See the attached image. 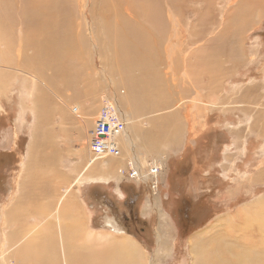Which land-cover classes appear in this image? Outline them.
<instances>
[{
	"label": "rangeland",
	"instance_id": "rangeland-1",
	"mask_svg": "<svg viewBox=\"0 0 264 264\" xmlns=\"http://www.w3.org/2000/svg\"><path fill=\"white\" fill-rule=\"evenodd\" d=\"M27 1L31 7L36 2ZM27 1L7 0L9 4L7 12L19 13L24 9V5H27ZM83 1L85 0H73L72 5L68 6L65 0H59L60 7L57 6L55 10L59 17L63 18L60 20L57 17L59 25L58 29H55L59 30L57 39L59 46L65 39L70 40L65 36L73 37L76 34L80 38L85 36L86 43L79 41L78 45L74 40L73 44L68 42L64 45L65 48L63 46V49L59 50L63 53L53 54L54 58L49 56L53 48L50 46L47 59L51 66L57 69L48 70V74H53L51 72L54 71V79L49 81L42 77V90L34 88L36 84L34 78L26 90L21 88L22 79L18 80L7 87L6 94L0 97V144H6L3 147L6 152L10 150L9 155L0 151V256L4 248L2 243L6 242L3 232L24 224L22 223L24 219L21 218V221L18 220L4 229L5 211L18 195V184L23 171L21 169L32 142L30 133L37 122L35 114L38 110L32 101L36 98L39 101L40 97L47 95L40 127L49 134L57 132L58 136L53 140L56 146H52V149L57 147V151L59 149L62 152L58 151L55 156L56 165L54 164L52 169L48 168L49 171L55 172L54 178L57 177V180L50 176L42 181L43 186L37 187L42 192L45 191L43 193L49 197L52 194L53 200H48V203L50 201L51 206L55 207L54 203L63 189H66L67 193L72 191L65 198L66 202L72 200L69 203L75 212L72 219L80 221L79 232L80 229L85 230L81 232L82 236L87 230L96 237L99 236L98 246L110 240V235L122 234L137 242L151 264H191L193 263V253L189 251L191 241L199 237L210 239L213 236L210 229L219 231L222 220L245 204H252L250 209L253 206L260 207L259 199L264 196V178L254 177L256 174L259 176L264 161V139L254 135L257 130L264 127V0H243L245 4L239 9L235 8L239 0H144L147 2L145 6L147 16L140 12L138 17L134 18L135 22L131 23L124 19L126 17L122 19L119 13L113 12V7L120 5L116 4L120 2L119 0H108L113 2L108 12L103 11V0H88L86 13L78 6ZM154 5L161 9L154 8ZM160 10L163 15L160 14ZM155 12L162 18L159 19L157 15L155 18ZM74 16L78 18L75 17L77 20L74 19L71 25L68 19H73ZM4 23L1 28L10 30L5 33L7 41L5 45L10 49L14 68L26 65L29 70L30 67L34 68L43 63L47 55L44 53L45 49L35 42L30 45H28L30 42L27 45L22 43L26 35L33 36L31 28L24 30L25 32L23 30L18 32L16 27ZM63 23H67V26ZM29 26L33 28L34 24L31 23ZM70 26H74L73 32ZM82 33L84 36H81ZM76 36L72 39H80ZM75 44L77 47L73 46ZM19 45L25 48L22 58L18 57ZM77 48H80V53ZM28 50L34 55L28 54L30 53ZM67 50L71 51V54L74 53L71 55ZM141 56L149 63L151 71H154L155 79L153 76L150 78L145 75L142 76L144 78L141 77L142 81L140 79L136 81L143 85L148 81L153 83L154 87L147 93L126 91L122 84L124 79L122 83L118 82L121 78V69L131 64L138 66ZM77 58L81 59L79 65ZM23 59L29 63L23 64ZM63 60H66L65 64ZM73 66L76 69H73ZM136 70L134 73H137ZM43 75L46 76L45 73ZM47 85L53 87L52 90ZM122 90L132 96L127 99L130 103L124 101L121 104L118 100V94ZM42 93L45 96H40ZM140 94L141 97L135 96L133 99V95ZM110 99L113 100L111 104L118 109L124 122L128 120L124 116L127 110H131V115L140 121L144 117V120L149 119L152 122L146 125L147 128L140 124L137 127L139 129L132 132L133 141L138 145L136 155L137 151L144 150V144L149 139H158L160 143L174 139L178 146L181 145V149L182 144L186 143L183 150H177L173 158H169L166 169L162 165L155 191L150 188L148 177L147 179L146 175L143 177L150 164L145 163L143 169L141 167L143 162L140 161L141 164L139 163L140 166L135 172L141 175L143 181L139 183L134 180V183L140 185L136 187L139 198L133 201L131 198L129 200L124 198L126 200L124 202L118 190L119 184L124 185L128 179L133 181L128 176L133 168L130 169V166L121 168L116 164L122 161L126 154H122V157L121 154L97 157L92 161L94 165L97 166L104 160L110 164L95 169L89 166L90 164L85 165L86 162L80 155L83 153L85 159H91L88 148L89 130L98 112L107 106L106 104H110ZM71 106L80 113V120H85L84 117L88 120L84 126L83 136L77 129L79 117L71 116L69 108ZM161 118L164 119L166 126L163 130L159 123ZM204 120L205 126L200 128L201 121ZM62 129L66 131L62 132ZM135 137L140 139L139 144L135 142ZM243 139H246L245 150L238 153L235 145L239 146ZM46 147L45 144L39 151L40 154L36 156L37 161L43 165L45 162L39 161V158L50 155ZM78 149H81L80 153ZM225 157L232 162V169L226 170ZM128 158H131L130 150ZM88 170L92 171V176L99 173L109 176L111 170H116L119 171L117 174L121 180L106 182L97 177L77 184L76 177L87 176ZM58 175L60 178L63 177L60 179ZM45 199L47 201L46 195ZM30 210L28 213L31 216H25L27 223L33 221L34 211ZM51 217L50 215L49 219ZM219 219L221 221L217 222ZM166 223L170 224L173 241L168 254L155 261L153 257L156 251L161 250L157 249L158 235ZM200 231H204L202 236ZM102 259L104 264L106 259L103 257ZM21 261V256L12 255L9 259L7 257L9 264H23ZM0 264H4L1 258Z\"/></svg>",
	"mask_w": 264,
	"mask_h": 264
},
{
	"label": "bare ground",
	"instance_id": "bare-ground-1",
	"mask_svg": "<svg viewBox=\"0 0 264 264\" xmlns=\"http://www.w3.org/2000/svg\"><path fill=\"white\" fill-rule=\"evenodd\" d=\"M9 1H11V0H9ZM72 1L73 0H65V3H67L68 6H70V5H72ZM119 1L120 2H117L116 4L120 3V5L114 6L113 12L115 14L119 13V15L122 19L124 17H126L124 19H126L127 22L131 23L132 21H134V18L138 17V14L140 12L144 16H147L146 11H145V6H147L146 5L147 2H145L144 0H119ZM88 2H89L88 0H85L83 2H80L81 5L80 4L78 5L82 8V10H84V13H86L85 10H86V6H87ZM100 3H102V2H100ZM61 4H63V3L61 2ZM103 4H104V6H102L103 11L108 12V10H110V5H113V2H108V0H103ZM244 4H243V0H239L238 2H236L235 8L239 9V8L243 7ZM8 5L9 4H8L7 0H0V75L2 78V79L0 78V80H1L0 81V97L3 96L4 94H6L5 92H6L7 87L13 85V83L18 81V80L20 81L21 79H22V87H21L22 89L26 90V88L30 87V81L32 78H34L36 80V84L34 85V88L37 87L39 90H42V86H41L42 77L47 78L49 81L51 79H54V73L55 72L53 71V72H51L53 74H50V73L48 74V70L56 68V67L55 68L52 67L51 66L52 64L49 63V61L47 59V57H48L47 53L49 52V49H50L49 47L50 46L53 47L51 49L52 53L49 55L50 57H52L53 54L59 55V52H62L59 50H62L63 49L62 47L64 45H66V43H68V42L73 44V40H74L75 43H77L79 45V41H82V43H84L86 41V39L84 38L85 36L83 34L84 32L81 31V32H83L81 36H84V37L80 38L79 35L76 36L77 35L76 34L75 36L80 38V39L76 40V39H72L75 36L71 37L70 35H68L69 37H67L64 35L66 38H68L70 40L67 41V39H65L63 41V43H61L59 46V44L57 42L58 35H59V30H57L58 29L57 26L59 25V20L57 17H59V15L57 14L58 12L56 13V10H55V9H57V6L60 7L59 0H36L35 5H33L32 7L29 6L28 1H27V5H24V9L20 10V12L22 11L21 13L20 12L19 13L7 12L8 11L7 10ZM154 6H155L154 8L158 7L156 5H154ZM10 7L12 8V6H10ZM159 9H161V8H159ZM74 11H73V13H74ZM76 11H78V10H76ZM168 11H170V10H168ZM99 12H101V11H99ZM106 12H104V14ZM161 12H160V14L163 15V12L162 13ZM109 13H110V11H109ZM109 13H106V14H109ZM157 13H158V11H157ZM157 13L155 12V15H154L155 18L158 17ZM102 14H103V12H102ZM131 14H134V16ZM56 15H58V16H56ZM77 15H79V14L77 13ZM91 15H93V13ZM156 15H157V17H156ZM60 16H61V14H60ZM75 17L78 18V16H74L73 19L72 18L68 19L70 24L74 23L73 20L76 19ZM84 17H86V14L84 15ZM168 17H169V15H168ZM62 18L63 17H61L60 20ZM158 18L160 19L162 17L160 16ZM122 19H121V21H122ZM4 22H6L9 26L12 25V27L13 26L16 27L18 32H23L24 30L31 28L30 32L33 33V36L31 34L29 36L26 35L24 37V39L22 40V43H24V45H27V43L30 42L28 44V45H30L31 43L35 42L36 44H38L39 47H42L43 49H45V51L44 50L43 51L47 55H46V57L44 56L45 59H44L43 63L39 64L40 66L36 65V67H34V68L30 67L29 70L26 68V65L23 66L22 68H19L18 66H17V68H14V66H13L14 61L12 59L10 49H8L7 46L5 45V41H6L5 33L7 31L10 32V30H6V29H4V27L1 28L2 24H5ZM69 22H67V23H69ZM106 22H108V21H106ZM31 23L34 24L33 28L31 26H29V25H31ZM67 23H63V24H65V26H67ZM75 23H76V21H75ZM77 23H79V22H77ZM73 27L70 28L72 32H73V29H72ZM55 28H57V29H55ZM79 28L80 27L78 26V29ZM114 32L116 33V31H114ZM77 33H78V31H77ZM116 35H117V33H116ZM37 36H38V38H37ZM116 37L119 39L118 36H116ZM55 38H56V40H55ZM113 40H115V37L113 38ZM142 40H143V38H142ZM118 41H120V40H118ZM121 41H122V38H121ZM123 43L126 44V42H123ZM73 46L77 47L76 44ZM64 48H65V46H64ZM77 49L79 50L80 48H77ZM179 49H181V48H179ZM67 51L69 52V50H67ZM181 51H183V50H181ZM29 52L30 53H28V54L32 53L31 51H29ZM78 52L80 53V50ZM24 53H25L24 46L22 47L21 45H19L18 57L22 58ZM32 54L34 55V53H32ZM64 56H66V55H64ZM67 56H69V55H67ZM144 57H145V55H144ZM144 57H142L143 60H142V58L140 59L141 61L139 62L138 66L131 64V65L122 67L121 78H120V81H118V82L122 83L123 79H124V82L122 84L126 88V91L132 90V92H134V93H137L138 91H142L143 93H147V91L149 89L154 87L153 83H149L148 81L145 82L144 85L140 82V81H142L141 77L145 76V75H146L145 77L152 78L151 76H153V78H154V75H153L154 71H151V68L149 67V63L145 62L146 57L145 58ZM53 58H54V56H53ZM184 58H185V56H184ZM80 60L78 59V61H77L78 65H79ZM57 61H59V60H57ZM65 61L63 60L62 62H64V64H65ZM27 62L29 63V61H27L26 59H23V61H22L23 64H27ZM51 62H53V61H51ZM70 64H71V62H70ZM83 65H84V62H83ZM80 67H83V66H80ZM135 67H137L138 70H136ZM189 67H191V66H189ZM72 68L76 69V67L74 68V66ZM79 69L80 68L78 67L77 70H79ZM69 70H71V69L69 68ZM135 70L137 71V73H134ZM76 71H74V73H76ZM81 71L83 72V69H81ZM43 73H45L46 76L43 75ZM189 73L190 72H188V74ZM88 74H89V72H88ZM142 78H144V77H142ZM139 79H140V81L137 82L136 80H139ZM115 80H117V79H115ZM39 82H40V84H39ZM2 85L4 86L3 88H2ZM208 86H209V84H208ZM37 88H35V89H37ZM48 88H50V87L48 86ZM52 88H50V89L52 90ZM126 91L124 92V90H122L118 94V100L121 102V104L124 101L125 102L129 101L127 99L129 96H131L130 94L126 93ZM41 92L46 93L45 91H41ZM55 95H57V94H55ZM141 95L142 94H140V96L133 95L134 96L133 99L135 98V96L141 97ZM40 96H45V95L42 93ZM58 98H60V97L58 96ZM131 98H132V96H131ZM137 99H139V98H137ZM46 100H47V95L45 97H42V98L40 97L39 101L37 98L32 101L36 105V110H38V112L35 114L36 115L35 121H37V122L34 124V128L31 130V133H30L31 138H32L31 139L32 142L30 143L29 148H28V152H27V155L25 158L26 161L23 162V167H22L23 169H21L23 171H22L21 180L19 181V184H18L19 189L17 188L18 189V192H17L18 195H16L13 203H11V206L5 211V217L4 218L6 220L5 221L6 226L4 227V229L9 228L10 224H14L15 222H17L21 218L24 219V221L22 222L24 224H20L19 226L17 225V227L14 226L15 227L14 229L12 228L10 230L3 232V234H4L3 237L6 240L5 244L2 243L4 248H3V252L1 253L2 255L0 256L3 263L9 264L10 262H7V257L9 259V256L15 255V256H21V260L24 262L23 264H102L103 263L102 257L104 259H106L104 264H151L148 261L149 258L147 257V255H145L144 250L139 247L137 242H135L133 239L129 238L128 236L125 237L122 234H121L122 236L121 235L120 236L119 235H110L111 239L107 240L105 244L99 245V246L97 244V241H98L97 237H99V236L96 237L95 234H93L91 231L89 232V230H87L86 232H83L84 234L82 233L83 234V236H82L81 232L84 229L83 230L80 229V232H79V226H80L79 222L80 221H76L75 220L76 218L74 220L72 219L75 216V212H74L73 208L69 206L70 205L69 203H71L72 200H68V202L65 201L67 194L69 195V193L72 191H68L69 193H67V190L63 189V191L57 197L56 203H54L55 207L54 206L52 207L51 206L52 203L50 201L48 203V200H53V197L51 196L52 194L49 197V195L47 196V194L43 193L45 191L42 192V190H40V188H37L39 186H43V182L47 178H49L50 176H52L53 178L55 177V172L52 170L49 171L48 168L52 169V166H54V164L56 165L55 156L59 151V149L57 151V149H56L57 147L54 150L52 149V146H54V147L56 146L53 143V140H54V138H56L58 136L57 132L54 131L53 134L52 133L49 134L48 132H45L40 127L42 124V122H40V120L43 121L41 114H42V111H45L44 110L45 104L47 102L45 103L44 101H46ZM135 101L136 100H134V102ZM131 102H132V100H131ZM136 102H138V101H136ZM109 103L110 104H106V105L108 107H112L114 109V111L117 113V115L121 118L118 109L116 107H114L111 104V102H109ZM129 103H130V101H129ZM24 105H26V104H24ZM0 106H1V104H0ZM132 107H133V105H132ZM69 108L71 111V116L77 115L79 117V120H80V118H81L80 113L75 111L72 108V106ZM25 110H26V108L24 107L23 111H25ZM130 111L127 110V113H125V115L122 113L125 116V118L127 117V119H128L127 122L126 121L124 122L125 123V130H123L122 132H120L119 134L114 136V141L117 144V147L119 150L118 154H121V157H122V154H126L128 157L129 150H130V152L133 151L136 153L138 145H135V143L133 141L132 132H134V130H136V129H139L137 127H139L140 124L146 128H147L146 125H149V123L152 124V122L149 119L144 120V117L141 118V121L138 118L136 119V117L131 115ZM132 113H133V111H132ZM65 114H63V116H65ZM173 114H175V113L173 112ZM21 119H23V117ZM84 119L86 120V117H84ZM248 119H249V117H248ZM85 120H80L81 122L79 121L77 124V129H79V133L82 136L84 134L83 133L84 126H86V124L88 123V120H86V121ZM159 123H160L162 130H163L166 127L164 119L161 118ZM161 128H159V129H161ZM249 129H252V128L249 127ZM65 131H66V129L64 131L62 129V132H65ZM85 132H86V130H85ZM233 133H234V131H233ZM236 134H238V133H236ZM254 135L256 137H261L264 139V127L257 130L254 133ZM237 138L239 139V137H237ZM234 140H236V139H234ZM44 141H45V143H44ZM235 142L237 143V141H235ZM245 143H246V139H243L241 144L238 143V144H240L239 146L235 145L238 153L244 152ZM45 144L47 145L46 148L49 150V152L48 151L47 152L50 155L46 156L47 159H46V157H43V158L38 157L39 161L42 160L43 162H45V164L43 165L37 161L38 159L36 156L38 155L39 151L44 148ZM40 146H42L41 149H40ZM49 146H50V148H49ZM133 148H134V150H133ZM78 150H79L78 152L80 153L81 149H78ZM263 151H264V149H263ZM59 152H61V151H59ZM82 154L83 153H80L81 157L84 158V160L86 162L85 165L90 164L89 166L93 167V169H95L97 167L102 168V167L110 164L108 161L104 160L101 163L97 164V166H96V165H94V162H92L93 161L92 158L91 159L89 158L87 160V158L85 159L84 155H82ZM46 155H48V154L46 153ZM45 159H46V161H45ZM225 163L227 164L226 170H229L230 168L232 169V167H231L232 162L230 160H227V158H226ZM153 165L162 169V164L160 165V164L153 162ZM262 165H263V168L260 169L261 171H259V176L256 174L254 177L264 178V161H263ZM141 167H143V165ZM55 169H56V167H55ZM81 172H83V171H80V173ZM88 172L89 173H87V176L76 177L77 184L84 182V181H87V180H94V178H97V177L100 180L103 179L104 181H107V179H109V176L107 174L99 173L96 176H92V171L88 170ZM56 173L59 174V172H56ZM147 174L148 173L146 172V173H144V176H143V177H145V175H146V179H147ZM59 175H58V177H59ZM56 178H54V180ZM49 181H51V179ZM48 183H50V182H48ZM41 189H43V188H41ZM58 190H56V191H58ZM56 191H55V193H56ZM46 192H47V190H46ZM45 195H46L47 201H45L46 200ZM52 202H54V201H52ZM250 205H252V204H245L242 207H240L239 209H237V211H235L234 213L229 214L225 218L224 221L222 220V222L220 224L221 228L219 231H214L213 229H210L211 231H213V236L210 239L206 240V239H203L202 237H199V238H196L193 241H191L189 243V251L191 253H193V263H191V264H264V209H262V208H264V196H261V198L259 199L258 206H260V207L253 206L252 209H250ZM30 209L32 211H34L33 212L34 215L32 216L33 221L30 223H27L25 220V216H27V217L31 216L28 213ZM50 215L52 217L49 219ZM229 216L231 217V219H228ZM219 221H221V220L219 219L217 222H219ZM226 221H228L229 223ZM216 223L214 224V226L216 225ZM203 232L204 231H200L201 236L203 235ZM172 238L173 237L171 236L170 224L166 223L163 230L161 229V233L158 235V243H157L158 247H157V249H161V250L156 251V254L153 257V259L155 261L160 260L163 256L168 254L167 252H169V249H170L171 244H172L171 241H173ZM16 259L20 260L17 257H16ZM22 261H21V263H22ZM16 263H18V262H16Z\"/></svg>",
	"mask_w": 264,
	"mask_h": 264
},
{
	"label": "built area",
	"instance_id": "built-area-1",
	"mask_svg": "<svg viewBox=\"0 0 264 264\" xmlns=\"http://www.w3.org/2000/svg\"><path fill=\"white\" fill-rule=\"evenodd\" d=\"M125 129L124 121L117 115L112 107H103L95 118L88 134V148L92 160L103 158L106 155H117L119 150L114 141V136ZM147 169V177L150 188L155 191L158 187L159 167L150 163ZM128 176L135 181H143L141 175L130 170Z\"/></svg>",
	"mask_w": 264,
	"mask_h": 264
},
{
	"label": "crops",
	"instance_id": "crops-1",
	"mask_svg": "<svg viewBox=\"0 0 264 264\" xmlns=\"http://www.w3.org/2000/svg\"><path fill=\"white\" fill-rule=\"evenodd\" d=\"M111 98L113 99L114 96H111ZM112 99H110V102ZM201 124H200V128L202 126H205V120L203 122L201 121ZM135 142L137 144H139L140 139L135 137ZM185 144L186 143L182 144V149H181V145L178 146L177 142H175L174 139H171V140L168 139L167 141H165L163 143H160L158 141V139H156V140L155 139H149L144 144V146H145L144 150L137 151L138 152L137 155L135 152H130L131 158H128L125 156L124 159H122V161H120L119 163L117 161L116 162L118 165H120L121 168H123V167L127 168V166L128 167L130 166L129 168L130 169L133 168L132 170H134V171L139 168L140 161L143 162V169L145 168V163H147V165H148V164L153 163V162L154 163L160 162V164H162L163 167L166 169L169 158H173V155L175 154V152H177V150H180V149L183 150V145H185ZM5 146H6V144L4 145V143H3V145L0 144V151H1V153H5V154L9 155L10 150L8 152H6L3 149V147H5ZM133 150H134V148H133ZM143 169H141V170H143ZM117 173H119V171L117 172L116 170L115 171L111 170V173L109 175V179H107V181L118 182L119 180H121V177H119V175ZM166 174H167V170H166ZM134 182H135L134 180L131 181L128 179L127 183H125L124 185L121 186L119 184L118 190L122 194L121 199L125 198L126 200H129V198H131V200L133 201V199L136 200L139 198L138 192L136 191V187H137V185H140L139 183H141V182H139L138 184H136L137 182L136 183H134ZM129 184H136V186H134V185L129 186ZM125 199H124V202L126 201ZM122 205H123V202H122ZM120 214H121V212H120Z\"/></svg>",
	"mask_w": 264,
	"mask_h": 264
}]
</instances>
